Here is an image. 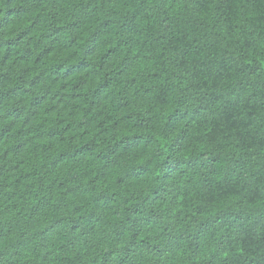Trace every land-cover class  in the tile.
Masks as SVG:
<instances>
[{
  "label": "trees",
  "instance_id": "1",
  "mask_svg": "<svg viewBox=\"0 0 264 264\" xmlns=\"http://www.w3.org/2000/svg\"><path fill=\"white\" fill-rule=\"evenodd\" d=\"M0 264H264V0H0Z\"/></svg>",
  "mask_w": 264,
  "mask_h": 264
},
{
  "label": "clouds",
  "instance_id": "2",
  "mask_svg": "<svg viewBox=\"0 0 264 264\" xmlns=\"http://www.w3.org/2000/svg\"><path fill=\"white\" fill-rule=\"evenodd\" d=\"M166 143H167V141H161V147H163V145Z\"/></svg>",
  "mask_w": 264,
  "mask_h": 264
}]
</instances>
